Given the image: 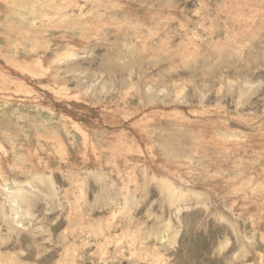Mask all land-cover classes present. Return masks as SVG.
I'll return each instance as SVG.
<instances>
[{
  "label": "rangeland",
  "instance_id": "obj_1",
  "mask_svg": "<svg viewBox=\"0 0 264 264\" xmlns=\"http://www.w3.org/2000/svg\"><path fill=\"white\" fill-rule=\"evenodd\" d=\"M0 264H264V0H0Z\"/></svg>",
  "mask_w": 264,
  "mask_h": 264
}]
</instances>
